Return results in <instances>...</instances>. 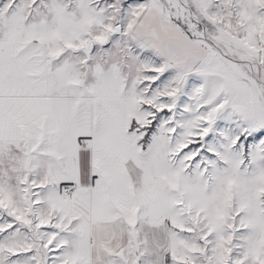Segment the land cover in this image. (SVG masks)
Wrapping results in <instances>:
<instances>
[{
    "label": "snow or ice",
    "instance_id": "snow-or-ice-1",
    "mask_svg": "<svg viewBox=\"0 0 264 264\" xmlns=\"http://www.w3.org/2000/svg\"><path fill=\"white\" fill-rule=\"evenodd\" d=\"M0 264H264V0H0Z\"/></svg>",
    "mask_w": 264,
    "mask_h": 264
}]
</instances>
